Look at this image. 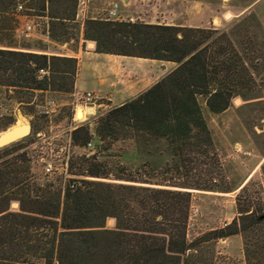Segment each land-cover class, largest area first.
I'll use <instances>...</instances> for the list:
<instances>
[{"label":"trees","instance_id":"16d2710c","mask_svg":"<svg viewBox=\"0 0 264 264\" xmlns=\"http://www.w3.org/2000/svg\"><path fill=\"white\" fill-rule=\"evenodd\" d=\"M31 1L46 13L50 31L64 34L65 23L75 19L77 0ZM18 4L0 0V13ZM8 30L0 25V32ZM212 33L85 19L83 39L94 41L98 53L175 63L96 123L100 141L109 139L101 151L129 139L148 159L136 166L108 158L117 154L102 159L97 152L84 153L68 159L69 175L42 183L25 149L29 135L0 148V264H210L194 253L195 246L234 235L242 236L246 264H264V201L252 198L247 187L240 189L237 216L229 224L195 242L186 240L190 190L215 191L213 183L223 176L200 98L211 113H220L243 95L238 86L253 82L226 34L212 39ZM13 47L18 48L0 39V87L26 94L74 91L77 58ZM41 69L47 74L40 76ZM92 135L88 124H80L70 132V143L85 146ZM154 155L162 161H150ZM12 201L18 211L10 210ZM109 217L115 219L112 228L105 225Z\"/></svg>","mask_w":264,"mask_h":264},{"label":"rangeland","instance_id":"374dc122","mask_svg":"<svg viewBox=\"0 0 264 264\" xmlns=\"http://www.w3.org/2000/svg\"><path fill=\"white\" fill-rule=\"evenodd\" d=\"M114 1L120 4V0H86L84 5H79L77 0L75 19L65 23L63 34L62 30L57 28L50 31L49 19L36 2L18 0L22 5L20 13L33 19L36 29L29 35L17 32L16 29L22 22L18 18L17 9L12 8L8 13H0V25L7 24L9 29L0 32V39L16 44L18 48L13 47L14 49L66 54L68 51L62 46L66 45L72 50L77 47L79 36L81 33L83 35L85 19L91 16L106 19ZM223 1L228 7L236 8L232 17L227 18L228 15H224L223 12L219 14V19H215L207 27L191 28L213 32L212 39L219 34H226L231 45L239 52L253 82L246 86H238L243 95L235 96L229 108L220 113H211L200 98L203 115L221 162L223 176L213 183L218 186L215 191L190 190L192 192L190 207L198 210L190 219L188 215L185 234L186 240L190 243L216 228L224 227L237 216L236 198L243 195L240 192L242 187H247L252 198L259 196L264 201V160L250 180L244 186L240 188L238 186L264 156V0ZM112 20H124L119 18V9L118 18ZM212 39L207 42H211ZM172 64L175 66V63ZM49 100H54L57 108L46 114L44 107ZM77 102L75 97L66 92L33 91L32 94H26L18 89L0 87V134L9 127L30 125L29 145L25 149L31 158L32 171L39 182L56 183L57 177L69 175L68 166L65 165L68 159L84 153L92 154L91 150L97 152L102 159L107 158L105 156L107 153L117 154L108 158L129 165L139 166L148 159L137 154L133 142L129 139L113 141L109 150L101 151V146L106 147L109 139L100 141L95 133L96 123L116 105L102 99L103 105L96 109L94 115H87L85 119L79 121L75 118V109L81 110L80 106L76 108ZM9 120H14V123L4 127L3 123ZM80 124H88L93 134L89 151L84 146H74L70 143V132ZM63 147L65 149L61 151ZM149 159L156 163L162 161L156 155ZM46 162L54 166V172L49 175L44 174ZM18 209V203L12 201L10 210ZM105 225L108 228L114 227L115 219L107 218ZM230 237V240L227 237L202 241L195 246L194 253L207 258L210 264H246L242 236Z\"/></svg>","mask_w":264,"mask_h":264},{"label":"crops","instance_id":"0c3cea01","mask_svg":"<svg viewBox=\"0 0 264 264\" xmlns=\"http://www.w3.org/2000/svg\"><path fill=\"white\" fill-rule=\"evenodd\" d=\"M235 10L223 0H120L119 18L148 24L207 27L219 19V14L225 12L229 18ZM18 18L22 19L21 16ZM62 47L68 51L63 55L77 58L74 91L70 93L75 100L81 92L96 91L102 99L120 105L150 88L174 68L169 61L98 53L95 42L84 40L82 33L74 50L66 45ZM263 160L264 156L238 185L239 188L250 180Z\"/></svg>","mask_w":264,"mask_h":264},{"label":"built area","instance_id":"2783aa9c","mask_svg":"<svg viewBox=\"0 0 264 264\" xmlns=\"http://www.w3.org/2000/svg\"><path fill=\"white\" fill-rule=\"evenodd\" d=\"M86 2V0H78V4L79 5H84ZM17 12L19 13V16L22 17L21 19V24L20 26L16 29L17 32H20L24 35H29L32 32L35 31L36 29V24L34 22L33 19H31L30 17H28V15L26 14H21L20 10L22 9V5L19 3L16 6ZM118 9H119V3L117 1L112 2L111 7L109 8L108 12H107V18L108 20H112V19H117L118 18ZM47 74L46 70H39V75H45ZM77 104H76V108L78 106L81 107V110L83 112V118L78 119L75 115V118L79 121H82L83 119L86 118L87 115H94L96 113V109L98 107H101L102 105V96L100 95V93L96 92V91H84L78 94L77 96ZM57 108V104L54 100H49L47 102V105L44 107V113L46 114H50L53 111H55ZM77 112V109H75V114ZM85 148L89 150H91V142H88L85 146ZM63 149H65V147L61 148L60 150L62 151ZM91 153H94L93 150H91ZM88 155V154H87ZM67 162V161H66ZM65 165H67V163H65ZM54 172V166L52 165V163L50 162H46L45 167H44V174L45 175H49L50 173ZM192 211V213H191ZM197 209L196 208H192L190 207V214H189V219L191 218L192 214H196L197 213Z\"/></svg>","mask_w":264,"mask_h":264},{"label":"water","instance_id":"95a60500","mask_svg":"<svg viewBox=\"0 0 264 264\" xmlns=\"http://www.w3.org/2000/svg\"><path fill=\"white\" fill-rule=\"evenodd\" d=\"M31 131L29 124H23L21 127H9L0 135V147L15 142L29 135Z\"/></svg>","mask_w":264,"mask_h":264},{"label":"bare ground","instance_id":"6f19581e","mask_svg":"<svg viewBox=\"0 0 264 264\" xmlns=\"http://www.w3.org/2000/svg\"><path fill=\"white\" fill-rule=\"evenodd\" d=\"M76 114H77L78 119L83 118V112H82L81 110H77ZM76 114H75V115H76ZM21 126H22V125H16V126H13V127L15 128V127H21ZM2 134H3V133H2ZM2 134H0V135H2Z\"/></svg>","mask_w":264,"mask_h":264}]
</instances>
